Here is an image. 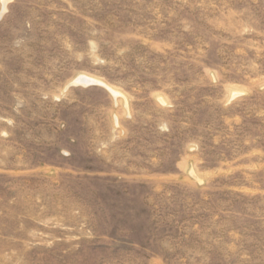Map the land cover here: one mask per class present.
<instances>
[{"label":"rangeland","instance_id":"374dc122","mask_svg":"<svg viewBox=\"0 0 264 264\" xmlns=\"http://www.w3.org/2000/svg\"><path fill=\"white\" fill-rule=\"evenodd\" d=\"M0 264H264V0H0Z\"/></svg>","mask_w":264,"mask_h":264},{"label":"bare ground","instance_id":"6f19581e","mask_svg":"<svg viewBox=\"0 0 264 264\" xmlns=\"http://www.w3.org/2000/svg\"><path fill=\"white\" fill-rule=\"evenodd\" d=\"M82 77H83V76H82ZM78 82H79V83H80V82H84L85 84H91V83H94V82H96V81H94L93 79L87 78V77H83V78H81ZM98 83H99V82H98Z\"/></svg>","mask_w":264,"mask_h":264}]
</instances>
